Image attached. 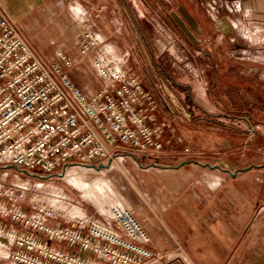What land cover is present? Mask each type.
<instances>
[{"label": "built area", "instance_id": "built-area-1", "mask_svg": "<svg viewBox=\"0 0 264 264\" xmlns=\"http://www.w3.org/2000/svg\"><path fill=\"white\" fill-rule=\"evenodd\" d=\"M75 52L41 57L0 4V163L37 176L59 174L70 164L101 165L114 157L198 156L157 117L158 104L141 77L123 68L89 29L74 34ZM91 54V57H90ZM91 58L98 86L84 91L70 68ZM250 132H253L250 126ZM9 192L0 187V196ZM45 215L51 214L46 211ZM0 218L76 245L53 246L0 222L8 249L0 264H163L149 232L128 208L109 207L107 219L47 225L31 211L0 198Z\"/></svg>", "mask_w": 264, "mask_h": 264}, {"label": "crops", "instance_id": "crops-1", "mask_svg": "<svg viewBox=\"0 0 264 264\" xmlns=\"http://www.w3.org/2000/svg\"><path fill=\"white\" fill-rule=\"evenodd\" d=\"M101 1L91 0L87 4V0H0V4L16 21L24 36L33 37L31 45L54 60H58V49L69 55L75 52L67 21L71 7L77 8L81 17L109 45L107 49L124 57L123 68L131 70L126 64L131 57V47L124 38L129 35L128 30L122 27L117 17L108 18L104 14L108 11L117 14L120 2L110 6V2L103 4ZM174 3L176 29L186 36L214 32L215 26L221 22L215 0H208L206 5L197 0H175ZM250 32H244L246 38ZM205 54L207 58L211 56V65L199 66L194 59L182 66L175 63L173 75L164 76L154 69L138 71L143 88L158 104L156 116L172 119L173 129L187 140L189 146L212 154L208 162L175 156L134 159L143 170L144 180L152 179L155 174L152 169H168L175 171L176 179L180 177L189 181L176 189L172 206L167 205L160 194L157 197L146 193L151 204L144 208L143 225L156 250L165 254L163 264H264V121L255 119L251 122L242 117L232 122L225 108L214 111L215 106L209 103V81L205 71L208 73L211 69L213 84L224 85L226 81L222 77L229 68L225 57L219 65L213 61L214 55ZM79 67L72 66L70 76L77 86L87 91V78L79 75ZM94 82L97 87L99 83L95 75ZM167 99L177 101L182 107L180 111H171ZM215 123L224 127L235 124L241 128L242 137L220 133L213 128ZM250 126L255 132L253 137L246 136ZM190 166L202 171L194 173L188 169ZM205 168L208 171L203 170ZM104 219L107 217L99 220ZM2 221L0 218L1 223L26 231L53 246L69 251L77 248L36 229ZM83 254L109 264L96 254Z\"/></svg>", "mask_w": 264, "mask_h": 264}, {"label": "rangeland", "instance_id": "rangeland-1", "mask_svg": "<svg viewBox=\"0 0 264 264\" xmlns=\"http://www.w3.org/2000/svg\"><path fill=\"white\" fill-rule=\"evenodd\" d=\"M90 1L87 0L86 3ZM106 1L110 2V6H115L114 4L120 2L117 6L119 8L117 14H111L109 11L104 14L108 18L117 17L122 27L128 30L129 35L124 37L131 47V57L126 63L127 67L136 73L139 70L154 69L157 73L166 76V74H174L175 63L182 66L184 62H193L195 59L199 66L206 63L211 65L212 58L211 56L207 58L205 52L214 55L213 61L219 65L222 63L221 59L225 57L229 69L228 73L222 77L226 81L224 85L213 84L211 69L208 73H206L207 70L205 71L209 81L207 84L209 103L215 106L214 111L224 108L228 110L232 122L242 117L251 122L255 119L264 121V0H215L219 6L217 15L221 22L215 26L214 32L209 31L199 36H186L176 29L175 0H135V2L132 0H102L101 2L106 4ZM183 1L188 2V0ZM197 1L202 2L203 5L208 2V0ZM65 12L69 13L68 10ZM70 15H68L70 19L67 23L69 32L73 36L83 29H89L98 36L94 28L89 25L90 23L81 17L77 8L71 7ZM246 30L251 31L247 34V38L244 34ZM221 33L223 35H220ZM22 35L24 36L23 32ZM24 37L32 46L30 39L33 37L31 35ZM99 39L102 41L100 37ZM102 44L105 48L109 46L103 41ZM34 48L41 57L48 59L45 57L47 54ZM198 50L200 51L197 52ZM109 54L122 56L110 50ZM76 66H80L78 69L81 74L79 75L83 74L87 78L85 83L87 92L92 91L96 84L91 58L83 59L82 63ZM167 100L171 111L174 113L180 111L182 107L177 101ZM251 114L257 115L252 117ZM170 120L173 126V121ZM212 126L220 133L236 138L242 137L239 133L241 128L235 124L224 127L215 123ZM254 135L255 132H250V130L246 134L251 137ZM182 139L188 144L184 137ZM190 148L193 152H198V156L184 157L167 152L163 157L175 156L201 162L211 161L212 154L208 151L194 149L191 146ZM262 151L264 152V147ZM151 158L158 159L157 157ZM134 159L131 156H124L110 167H108L110 161L102 162L103 166L68 165L76 166L74 174L81 176L82 180L87 182L91 191L89 194H85L77 185L69 181V176L64 175L67 169L63 170L64 173L61 171L59 174L37 176L0 163V187L9 192L8 195L2 194L0 198L31 211L47 225H67L76 219L107 217L111 205L132 210L143 223L144 208L151 204L146 193L149 192L156 196L160 194L166 204L172 206L176 189L180 188L181 183H189V181L185 178L182 180L180 177L176 179L175 171L168 169H152L151 171L155 173L152 179L144 180L141 174L143 170ZM84 166L90 168L87 169ZM188 169L194 173L202 171L201 168L194 166ZM203 170L208 171L206 168ZM96 179L103 180L105 186L102 190L93 189L92 186ZM74 208H79L78 211L81 210L82 213L75 214ZM46 211L51 215H45ZM2 219V222L18 224L5 218ZM7 243V239L0 237L1 261L7 253Z\"/></svg>", "mask_w": 264, "mask_h": 264}, {"label": "bare ground", "instance_id": "bare-ground-1", "mask_svg": "<svg viewBox=\"0 0 264 264\" xmlns=\"http://www.w3.org/2000/svg\"><path fill=\"white\" fill-rule=\"evenodd\" d=\"M251 35V34H250ZM256 35V34H255ZM121 157H114L113 159L110 160V165L114 164V163H118L119 159ZM67 167V166H66ZM75 169L73 166H70L67 168V170L65 171V176H69V181H71V183L77 185L81 190H83V192L86 194H89L91 191L89 190L90 187H88V184L86 181L82 180L81 176H75ZM104 182L101 179H96V181L93 183V189L96 190H102L104 188ZM99 193V192H98ZM107 193V192H106ZM53 200V199H52ZM74 213L75 214H80L81 212L78 211L77 208H74ZM74 215V214H71Z\"/></svg>", "mask_w": 264, "mask_h": 264}, {"label": "water", "instance_id": "water-1", "mask_svg": "<svg viewBox=\"0 0 264 264\" xmlns=\"http://www.w3.org/2000/svg\"><path fill=\"white\" fill-rule=\"evenodd\" d=\"M100 166H103L102 164Z\"/></svg>", "mask_w": 264, "mask_h": 264}]
</instances>
